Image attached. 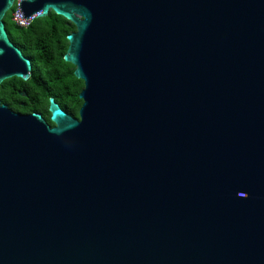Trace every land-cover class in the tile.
<instances>
[{
	"label": "water",
	"instance_id": "water-1",
	"mask_svg": "<svg viewBox=\"0 0 264 264\" xmlns=\"http://www.w3.org/2000/svg\"><path fill=\"white\" fill-rule=\"evenodd\" d=\"M13 6L74 25L83 88L0 101V264H264V0H0V85Z\"/></svg>",
	"mask_w": 264,
	"mask_h": 264
},
{
	"label": "trees",
	"instance_id": "trees-1",
	"mask_svg": "<svg viewBox=\"0 0 264 264\" xmlns=\"http://www.w3.org/2000/svg\"><path fill=\"white\" fill-rule=\"evenodd\" d=\"M14 10L13 6L7 12L4 26L10 40L29 58L32 70L26 81L13 77L0 85L1 103L14 112L40 113L52 126L48 106L53 98L62 110L78 118L82 104L78 94L83 82L74 76V67L63 60L66 37L75 30L74 26L49 12L47 17L35 18L27 27H20L12 21Z\"/></svg>",
	"mask_w": 264,
	"mask_h": 264
},
{
	"label": "built area",
	"instance_id": "built-area-1",
	"mask_svg": "<svg viewBox=\"0 0 264 264\" xmlns=\"http://www.w3.org/2000/svg\"><path fill=\"white\" fill-rule=\"evenodd\" d=\"M12 21H14L18 26H20V27H27L28 26V24L30 23V22H28V23H26V22H24L16 13H15V11L12 13Z\"/></svg>",
	"mask_w": 264,
	"mask_h": 264
},
{
	"label": "flooded vegetation",
	"instance_id": "flooded-vegetation-1",
	"mask_svg": "<svg viewBox=\"0 0 264 264\" xmlns=\"http://www.w3.org/2000/svg\"><path fill=\"white\" fill-rule=\"evenodd\" d=\"M66 22H67V21H66ZM67 23H68V25H69V24L73 25L72 23H69V22H67ZM73 26H74V25H73ZM74 28H75V27H74ZM74 31H75V30H74ZM74 31H73V32H74Z\"/></svg>",
	"mask_w": 264,
	"mask_h": 264
}]
</instances>
